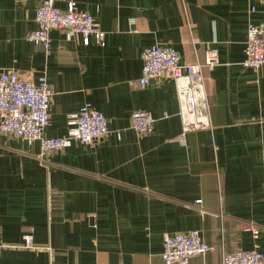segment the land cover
Listing matches in <instances>:
<instances>
[{"label":"crops","instance_id":"0c3cea01","mask_svg":"<svg viewBox=\"0 0 264 264\" xmlns=\"http://www.w3.org/2000/svg\"><path fill=\"white\" fill-rule=\"evenodd\" d=\"M75 1L100 23L105 46L54 29L47 52L27 38L38 27L40 1L0 0V69L35 83L46 76L55 91L46 136H67L86 102L104 113L110 130L45 164L39 141L0 131V264H165V236L190 230L211 246L190 264H221L224 253L240 250L264 254V67L243 65L249 23L264 21V5ZM56 3L67 8L65 0ZM154 44L174 48L182 63H203L208 49L219 51L217 68L204 69L212 129L181 141L175 82L133 85L143 74V51ZM135 110L154 116L153 133L133 130ZM26 235L34 249L25 247Z\"/></svg>","mask_w":264,"mask_h":264},{"label":"built area","instance_id":"2783aa9c","mask_svg":"<svg viewBox=\"0 0 264 264\" xmlns=\"http://www.w3.org/2000/svg\"><path fill=\"white\" fill-rule=\"evenodd\" d=\"M28 2L29 0H15ZM35 21L38 27L28 35V40L47 52L52 45L50 31L57 29L65 32L68 40L83 41L90 45L94 38L97 46L106 45V32L100 23L85 11L78 9L75 0H65L67 8L56 6L58 0H39ZM264 5V0H258ZM256 11L251 6L250 13ZM134 19L132 20V24ZM245 45L243 65L252 69L264 67V21L249 23ZM143 74L133 85L145 89L155 78L172 79L177 86V98L180 103V117L183 121L181 141L189 131L212 129L210 104L204 69L214 70L220 63V54L216 49H208L203 63H182L181 55L171 46L154 44L143 51ZM55 91L46 76L35 83L24 78L16 71L0 69V131L8 136L19 138L29 145L39 141L41 152L37 158L46 163L54 153L68 149L73 143L95 145L110 134L109 122L102 111L90 102L81 107L74 126L67 136L48 138L45 131L50 127L51 110ZM132 128L140 136L153 133L156 119L143 110L131 114ZM197 201V204H200ZM24 245L34 249L33 237L26 235ZM0 241V253L3 249ZM50 252L52 249L47 248ZM211 246L199 230L189 233H177L165 236L161 257L165 264H190L193 256H204ZM221 264H264V254L257 250L224 253Z\"/></svg>","mask_w":264,"mask_h":264}]
</instances>
